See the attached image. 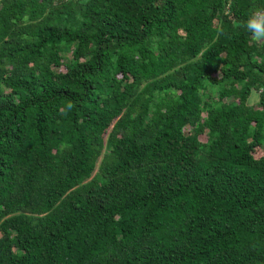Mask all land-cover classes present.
<instances>
[{
  "label": "trees",
  "instance_id": "obj_1",
  "mask_svg": "<svg viewBox=\"0 0 264 264\" xmlns=\"http://www.w3.org/2000/svg\"><path fill=\"white\" fill-rule=\"evenodd\" d=\"M255 9L0 0V264H264Z\"/></svg>",
  "mask_w": 264,
  "mask_h": 264
},
{
  "label": "clouds",
  "instance_id": "obj_2",
  "mask_svg": "<svg viewBox=\"0 0 264 264\" xmlns=\"http://www.w3.org/2000/svg\"><path fill=\"white\" fill-rule=\"evenodd\" d=\"M256 43L264 44V9H255L241 25ZM74 105L69 102L67 110H71Z\"/></svg>",
  "mask_w": 264,
  "mask_h": 264
},
{
  "label": "rangeland",
  "instance_id": "obj_3",
  "mask_svg": "<svg viewBox=\"0 0 264 264\" xmlns=\"http://www.w3.org/2000/svg\"><path fill=\"white\" fill-rule=\"evenodd\" d=\"M254 101H256V95H252L250 98V102L253 103Z\"/></svg>",
  "mask_w": 264,
  "mask_h": 264
}]
</instances>
